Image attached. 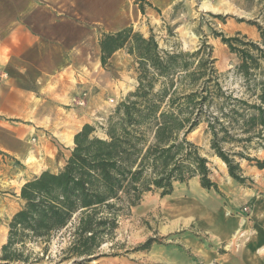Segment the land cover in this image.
Returning a JSON list of instances; mask_svg holds the SVG:
<instances>
[{
    "label": "trees",
    "instance_id": "trees-1",
    "mask_svg": "<svg viewBox=\"0 0 264 264\" xmlns=\"http://www.w3.org/2000/svg\"><path fill=\"white\" fill-rule=\"evenodd\" d=\"M232 40L223 39L231 50ZM99 47L102 67L121 49L133 57L138 87L117 105L105 138L93 135L94 127L85 124L74 135V147L60 170L44 171L22 186L24 206L9 223L0 264L39 262L24 255L23 246L42 241L45 253L51 237L76 214L72 240L54 264H88L116 229L118 216L137 206L144 194L159 192L164 197L174 184L192 178H198L203 189L217 191L207 160L188 140L202 120L210 147L231 179L245 184L242 161L264 169V160L247 152L254 141L264 147V84L253 104L215 92L219 84L209 46L186 54L165 52L153 36L145 38L131 26L102 34ZM175 79L189 92L173 90ZM79 259L82 262L76 263Z\"/></svg>",
    "mask_w": 264,
    "mask_h": 264
},
{
    "label": "crops",
    "instance_id": "crops-1",
    "mask_svg": "<svg viewBox=\"0 0 264 264\" xmlns=\"http://www.w3.org/2000/svg\"><path fill=\"white\" fill-rule=\"evenodd\" d=\"M110 2L114 1L0 0V185L4 189L11 187L16 171L21 186L43 171L60 170L72 151L74 135L89 123L90 111L103 93L85 91L92 74L101 69L100 37L132 25L126 12ZM120 53L116 51L109 61H116ZM244 188L232 181L216 198L191 187L188 199L180 195L166 201V208L185 217V225L196 220L197 229L208 232L214 246L187 235L180 247L175 243L151 247L140 264H264V197ZM242 204L249 206L254 227L244 217L229 215ZM246 227L251 236L232 249L234 232ZM219 243H230L229 252L218 255Z\"/></svg>",
    "mask_w": 264,
    "mask_h": 264
},
{
    "label": "rangeland",
    "instance_id": "rangeland-1",
    "mask_svg": "<svg viewBox=\"0 0 264 264\" xmlns=\"http://www.w3.org/2000/svg\"><path fill=\"white\" fill-rule=\"evenodd\" d=\"M111 1H114L110 2L111 4L116 3L119 10L126 12L135 32L145 38L153 36L162 51L186 54L195 52L202 45L209 46L208 51H211L219 84V90L215 92H224L249 104L256 102L264 84V0ZM140 6L144 11L140 10ZM223 39H233L231 45L234 49L231 50ZM241 51L247 52L248 55H243ZM120 52V58L108 61L104 67L101 66L102 70H96L91 76L92 80L85 86L86 92L95 94L103 92L96 99L87 123L94 127L93 135L100 138H105L109 122L115 120L114 111L117 105L138 87L137 64L124 49ZM243 63H246V68L242 67ZM176 87L178 92H189L178 82L173 90ZM157 89L158 85L155 90ZM81 105H84V101H80ZM206 128V123L202 120L188 135V140L197 146L200 155L207 160L209 178L217 186V191L213 189L207 191L217 198L222 197L221 191H224L230 182L235 181L229 177L225 164L212 151L210 135ZM247 152L252 158L264 160V147L255 145V141ZM34 160L31 157L30 162ZM12 166L13 169H18L16 162ZM240 167L246 178L245 184L240 185L245 187L244 189L250 188L253 196L264 197V169L260 170L246 161H242ZM16 172L10 183L11 187L4 189L0 185V211L3 213L0 214V256L2 246L7 242L9 223L14 214L24 206L20 192L27 181L19 186V176H16ZM191 187L196 188L195 190L203 189L198 178H192L186 184H174L170 195L161 197L159 192L144 194L137 206L123 210L118 216L116 229L104 238L97 254L88 264H140L141 259L147 257L151 247L171 246L173 243L174 246L180 247L182 239L187 235L195 236L209 247H213L215 242L208 240V232L205 234L197 229L196 220L193 219L190 225H185L186 220L181 213L173 211L174 208L169 210L164 205L166 201H174L176 197H181L180 195H184L185 200L188 199L189 194H193ZM4 197L9 201L5 202ZM226 201L223 200V205L227 204ZM234 210L229 211V215L244 217L249 221V226L254 227L247 204L237 205ZM76 222L77 214L66 228L51 237L45 253L43 251L45 244L36 241L27 242L23 246L24 255H30V260L33 261L41 259L35 264L58 262L72 240L71 235ZM250 233L248 227L235 231L230 240L232 249L240 248L243 241L251 236ZM148 241H151V244L144 248ZM230 243L217 244L218 255L229 252L227 245ZM16 248L21 246L17 245ZM80 262L81 259L76 263Z\"/></svg>",
    "mask_w": 264,
    "mask_h": 264
},
{
    "label": "bare ground",
    "instance_id": "bare-ground-1",
    "mask_svg": "<svg viewBox=\"0 0 264 264\" xmlns=\"http://www.w3.org/2000/svg\"><path fill=\"white\" fill-rule=\"evenodd\" d=\"M70 141V140H69Z\"/></svg>",
    "mask_w": 264,
    "mask_h": 264
}]
</instances>
